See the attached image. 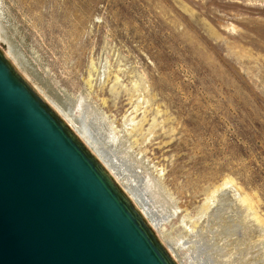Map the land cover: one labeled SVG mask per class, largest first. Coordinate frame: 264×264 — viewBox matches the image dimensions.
I'll return each instance as SVG.
<instances>
[{"label":"rangeland","instance_id":"1","mask_svg":"<svg viewBox=\"0 0 264 264\" xmlns=\"http://www.w3.org/2000/svg\"><path fill=\"white\" fill-rule=\"evenodd\" d=\"M0 19L57 104L86 99L118 133L143 120L132 145L175 198L158 230L178 258L226 180L264 224V0H0Z\"/></svg>","mask_w":264,"mask_h":264},{"label":"water","instance_id":"2","mask_svg":"<svg viewBox=\"0 0 264 264\" xmlns=\"http://www.w3.org/2000/svg\"><path fill=\"white\" fill-rule=\"evenodd\" d=\"M0 47V264H180Z\"/></svg>","mask_w":264,"mask_h":264},{"label":"bare ground","instance_id":"3","mask_svg":"<svg viewBox=\"0 0 264 264\" xmlns=\"http://www.w3.org/2000/svg\"><path fill=\"white\" fill-rule=\"evenodd\" d=\"M0 40L9 41L8 29L4 27L1 19ZM6 53L10 55L7 54L11 60L16 62L11 44ZM35 88L78 134L92 154L99 159L103 167L128 194L144 216L143 218L161 237L162 233L158 230L159 225L165 221L168 222L169 218L175 215L177 205L174 203L175 198L165 192L166 189L161 181L152 174V166L149 165L143 152L135 151L133 148L132 142L137 132L142 130L143 120L139 122L131 120V128L118 133L108 124L110 121H106L107 117L100 114L86 99L80 98L71 105H60L37 85ZM73 120L77 124H74ZM108 157L111 161L106 160ZM124 178L127 179L129 186L139 192V195L125 185ZM206 200L208 203L200 212L202 216L194 222V226L200 229L199 232L190 229L193 235V239L189 241L190 250L192 249L195 254H186L187 257L183 255V258H178L170 241H165L172 256L176 257L181 264H264V224L254 213L248 198L234 187L232 180H226L222 186L216 187ZM142 201L148 204L151 213L145 209ZM212 225L218 226L212 228ZM207 231L212 233L213 239L216 238L213 243L206 239ZM231 236L236 237L230 238ZM219 238L224 240L221 245L220 241H217L221 240ZM234 243L235 246H232ZM257 248L260 253L256 252Z\"/></svg>","mask_w":264,"mask_h":264}]
</instances>
